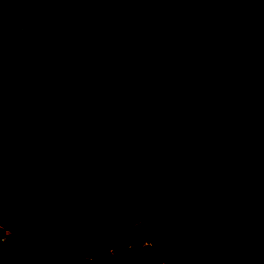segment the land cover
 <instances>
[{
    "label": "trees",
    "instance_id": "16d2710c",
    "mask_svg": "<svg viewBox=\"0 0 264 264\" xmlns=\"http://www.w3.org/2000/svg\"><path fill=\"white\" fill-rule=\"evenodd\" d=\"M0 232V264H264V0H0Z\"/></svg>",
    "mask_w": 264,
    "mask_h": 264
},
{
    "label": "rangeland",
    "instance_id": "374dc122",
    "mask_svg": "<svg viewBox=\"0 0 264 264\" xmlns=\"http://www.w3.org/2000/svg\"><path fill=\"white\" fill-rule=\"evenodd\" d=\"M14 26L16 27L17 24H14ZM19 29H20V28H19ZM19 29H18V30H19ZM20 30H21V29H20ZM60 80H61V81L63 82V84H64V88H63V91H62V93H61V96H62V98H66V99H68V98H70L71 87H70L69 82H68V80H67L66 68H65L64 65H62L61 70H60ZM111 186H112V185H111L110 183L105 184V186H104V187H105V190H106V191H109V190L111 189ZM2 234H3V233L0 232V238L3 237ZM138 235H139V232H138V226L135 225V226L133 227L132 231L130 232L129 236L132 237V238H136ZM135 250H136V249H135L133 246H130V251H129L130 255H131ZM96 262H97V264H103L105 261L102 260V259H98ZM125 264H133V263L130 262V261H128V262L125 263Z\"/></svg>",
    "mask_w": 264,
    "mask_h": 264
},
{
    "label": "water",
    "instance_id": "95a60500",
    "mask_svg": "<svg viewBox=\"0 0 264 264\" xmlns=\"http://www.w3.org/2000/svg\"><path fill=\"white\" fill-rule=\"evenodd\" d=\"M157 261L163 262V256L161 254H157L156 257L153 259V263Z\"/></svg>",
    "mask_w": 264,
    "mask_h": 264
}]
</instances>
